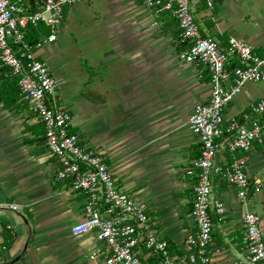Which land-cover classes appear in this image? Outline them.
Masks as SVG:
<instances>
[{
  "label": "crops",
  "instance_id": "0c3cea01",
  "mask_svg": "<svg viewBox=\"0 0 264 264\" xmlns=\"http://www.w3.org/2000/svg\"><path fill=\"white\" fill-rule=\"evenodd\" d=\"M191 9L202 34L222 46L230 37L241 39L264 57V0H222L213 9L191 0ZM186 50L171 12L155 13L142 0H83L66 7L57 40L36 50L58 79V102L70 114L71 130L104 156L123 191L146 204L178 252L173 256L182 254L196 230L195 180L186 171L200 156V142L188 120L210 96L204 67L180 59ZM6 76L0 67V84ZM260 100L264 82H248L224 116L241 121ZM245 158L261 189L243 200L235 187L213 177V196L229 213L214 219L210 264L241 258L247 212L260 216L264 238V147L255 144ZM226 159L220 151L217 161ZM57 168L30 108L0 102V264H106L105 246L94 233L72 236V226L84 218L85 198L55 181Z\"/></svg>",
  "mask_w": 264,
  "mask_h": 264
},
{
  "label": "built area",
  "instance_id": "2783aa9c",
  "mask_svg": "<svg viewBox=\"0 0 264 264\" xmlns=\"http://www.w3.org/2000/svg\"><path fill=\"white\" fill-rule=\"evenodd\" d=\"M83 0H0V67L6 75L19 78L22 99L44 127V145L55 158V181L84 195L83 220L71 228L74 237L94 233L104 244L106 264H210L214 219H226L229 209L212 193V179L219 177L237 190L240 199L259 192L261 183L252 182L245 156L255 144L264 147V101L249 105L241 121L226 119L224 111L248 82H264V57L247 42L230 37L227 46L204 36L191 9V0H142L143 5L159 13L171 12L177 20L181 42L187 50L180 59L209 75V100L197 104L188 120L190 131L200 142V156L186 171L195 180L191 219L196 228L182 244L180 256L169 252V244L146 204L123 191L117 184L104 156L71 131L69 112L58 102L59 82L36 50L58 38L64 9ZM222 0H205L213 9ZM29 25H44L35 50L25 41ZM237 63V64H234ZM220 151L224 162L217 161ZM237 155H243L237 157ZM231 159V161L229 160ZM18 210L16 204L6 205ZM244 250L234 264H264V238L260 216H243ZM7 237L12 236L6 226Z\"/></svg>",
  "mask_w": 264,
  "mask_h": 264
},
{
  "label": "trees",
  "instance_id": "16d2710c",
  "mask_svg": "<svg viewBox=\"0 0 264 264\" xmlns=\"http://www.w3.org/2000/svg\"><path fill=\"white\" fill-rule=\"evenodd\" d=\"M42 34H49V29L44 25H39L37 28L29 25L26 29L25 41L31 46L33 50H35L38 40ZM216 40L221 44L218 39ZM7 71V69H4V72L6 74ZM18 80L19 78L15 75H7L6 77H2V83L0 84V102H2L5 107H8L10 109H17L18 107H28V105L22 99V95L18 86ZM242 156L243 155H237V157ZM229 160L231 161L230 158ZM169 252L170 254H175L177 251L175 248H173V246L169 245ZM150 263L158 264V261L152 260Z\"/></svg>",
  "mask_w": 264,
  "mask_h": 264
}]
</instances>
